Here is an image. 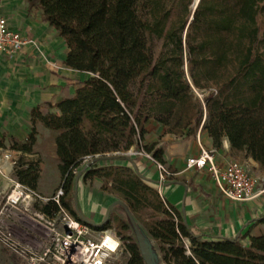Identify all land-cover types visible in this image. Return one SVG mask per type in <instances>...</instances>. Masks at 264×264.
Segmentation results:
<instances>
[{
  "label": "trees",
  "instance_id": "1",
  "mask_svg": "<svg viewBox=\"0 0 264 264\" xmlns=\"http://www.w3.org/2000/svg\"><path fill=\"white\" fill-rule=\"evenodd\" d=\"M194 1L27 0L29 11L41 10L65 41V65L87 77L56 104L58 112L33 108L27 139H13L10 148L32 153L37 123L56 132L61 203L77 217V169L96 160L84 179H102L101 189L118 198L109 213L119 205L126 218L90 224L115 229L129 255L125 264L151 263L138 240V223L156 242L162 264H264V234L244 244L248 233L212 236L194 229L128 154L142 150L166 164L163 149L142 143L146 124L154 120L176 136L202 128L215 148L227 138L233 153L264 167V30L257 23L264 0H200L192 10ZM187 63L193 84L209 88L203 101L191 93ZM40 171L34 161L14 168L18 181L33 190ZM39 209L51 215L59 206L49 202ZM252 222L263 223L264 215Z\"/></svg>",
  "mask_w": 264,
  "mask_h": 264
},
{
  "label": "crops",
  "instance_id": "2",
  "mask_svg": "<svg viewBox=\"0 0 264 264\" xmlns=\"http://www.w3.org/2000/svg\"><path fill=\"white\" fill-rule=\"evenodd\" d=\"M0 13L7 18L12 30L23 33L37 43L14 56L0 54V166L4 164V152L13 158L23 157L25 163L38 162L41 171L37 191L43 196H50L49 187L56 186L61 180L55 146L56 132L37 123V140L32 153L12 150L10 144L13 139L20 142L27 139L32 126L33 108L39 107L42 113L58 112L56 104L63 98L73 96L82 86L87 73L65 65L68 55L65 41L56 29L42 19L41 10L29 11L27 0H0ZM146 129L142 143L155 144V147L163 149V158L172 169L174 178L159 186L157 168L144 154L136 153L137 161L132 158L135 166L145 178L156 182L150 184L168 204L182 212L194 229L212 236L234 237L240 232L248 233L243 239L247 244L250 236L264 234V222L251 223L264 215L262 184L258 186L259 195L256 198L235 202L218 191L205 169L187 167L188 158L198 156L205 149L215 151L219 165L234 159L227 138L220 148H215L212 138L202 128L185 139H176L165 133L164 126L154 120L146 124ZM132 151L134 153V149ZM128 154L131 156V153ZM247 158L252 166H258V162ZM47 168L52 170L48 180L44 176ZM2 169L7 168L0 167V196L18 182L13 168L5 174ZM76 188L73 204L81 216L90 223L102 224L110 216L109 209L116 197L103 191L100 186L82 181L78 182ZM14 216V221L9 222L13 235L27 245H39L41 238L38 232L40 234L41 231L33 230L34 224H29L21 213L15 212Z\"/></svg>",
  "mask_w": 264,
  "mask_h": 264
},
{
  "label": "built area",
  "instance_id": "3",
  "mask_svg": "<svg viewBox=\"0 0 264 264\" xmlns=\"http://www.w3.org/2000/svg\"><path fill=\"white\" fill-rule=\"evenodd\" d=\"M32 44L37 45L32 38L12 30L7 18L0 13V54L14 56ZM128 153H133L132 149ZM134 153L146 155L155 164L157 184L162 186L166 176L170 175L165 164L142 150ZM3 157L10 161L11 169L17 164V159L10 154ZM187 167L205 169L218 191L230 200L245 202L259 195L258 178L246 165L235 159L219 165L212 149L188 158ZM63 195L61 187L53 195L43 196L37 190L15 182L0 199V245L24 259L26 264H109L123 251L115 229L96 228L82 216H74L62 206ZM49 202L59 206V210L51 215L39 209L40 205ZM15 212L28 217L47 234L46 243L40 249L21 243L10 226L5 225L7 219L14 221Z\"/></svg>",
  "mask_w": 264,
  "mask_h": 264
},
{
  "label": "rangeland",
  "instance_id": "4",
  "mask_svg": "<svg viewBox=\"0 0 264 264\" xmlns=\"http://www.w3.org/2000/svg\"><path fill=\"white\" fill-rule=\"evenodd\" d=\"M199 1L200 0H198V3H199ZM190 8L192 10H194L195 9V5L192 4L190 6ZM257 23H258L259 27L261 28V30L263 31L264 30V9H262V11L258 14V16H257ZM160 49H161V42L160 41H156L155 42V46H154V52L155 53H158ZM185 69H186L187 78H188V80L190 81V84H191V93L193 94L194 98H196V99H198L200 101H203L204 98H205V96L208 94V89L209 88L206 89V88H198V87H196L193 84V82H192V79H191V76H190V68H189L188 63L186 64ZM205 119H206V116L204 115V120ZM198 131H197V133H198ZM171 135L174 138H176V139H178V138L185 139L186 137H189L187 135H183V136H176L174 134H171ZM134 152H136L135 149H134ZM5 154H9V153H5L4 152L3 153V156ZM131 158H133L135 161H137L138 160L137 159L138 158V154L131 153ZM233 158L235 160L240 161L244 165H246L248 167L249 171L254 176H256L258 178V182H259L258 186L261 185V184L264 186V167L260 166L259 164H258V166H252L251 163L248 161V158L245 157V155H244L243 152H236V153H234V157ZM16 159H17V164H15V166L13 167V169H12L13 171H14V168L16 166H18L19 163H24L23 157H18ZM87 162H89V160H86L77 169V172H78L77 178L79 177V181H82L83 183H89L92 186H100V188H101L102 181H103L102 179H100V178H94L93 180H85L84 179V173L83 172H85V170H86V167L85 166H86ZM50 166H52V164ZM165 166L167 167L168 171L170 172V175L166 176L165 181H167L169 179L174 178V176H173V174H171L172 173L171 172L172 169H170V167L167 164H165ZM7 170H9V166H8ZM7 170H3L2 169L3 174H5V172H9ZM49 175H52V170L47 168V169H45V172H44V176H45V179L46 180H48V176ZM60 184H61V180H60V182L56 186L49 187V189H50L49 190L50 196L53 195L58 190ZM5 194H2L0 196V199ZM117 201H118V198L116 197V201L115 202H117ZM235 202H238V201H235ZM116 215H118L122 219H125L126 218L124 211L122 210L121 206H119V205H115L114 207H112V210H111V213H110V216L109 217L112 218V217H114ZM24 218H26V220H27V222L29 224H31V225L34 224L33 225V230H35L34 228H36V230H40L41 231L40 234L38 232V235L41 238V243L39 245H37V246H34V248L40 249L46 243L47 234L45 232H43L42 228H40L36 223H34L28 217L25 216ZM9 222L10 221L7 219L5 225H8L9 226L10 225ZM138 228H139L138 240H139V238L141 239L142 244H143V248H144V251H145V255H146L147 259L151 262L150 264H162V262H161V255H160V253L158 251L156 242L148 235V233L146 232L145 228L143 227V225L141 223H138ZM129 233L131 234V236L134 239L136 238L135 237V234H134V232H133L132 229H130V232ZM242 242L244 244H247L245 240H242ZM21 243H23V242H21ZM23 244H25V243H23ZM128 257H129V255L125 251V249L123 247V251L117 257H115L113 260H111V262L109 264H125L126 261H127V259H128ZM0 258H1V260H0L1 264H26V262H25L24 259H22L21 257L13 254L12 252H10L8 249L4 248L3 246H0Z\"/></svg>",
  "mask_w": 264,
  "mask_h": 264
},
{
  "label": "water",
  "instance_id": "5",
  "mask_svg": "<svg viewBox=\"0 0 264 264\" xmlns=\"http://www.w3.org/2000/svg\"><path fill=\"white\" fill-rule=\"evenodd\" d=\"M197 4H198V0H195L194 1V5H195V7L197 6ZM96 162V160L95 159H93V160H90L89 162H87V164H86V168H90L94 163ZM78 182H79V177L77 178V180H76V187H77V185H78ZM139 236V235H138ZM139 243H140V246H141V248H142V250H143V244H142V241H141V239L139 238Z\"/></svg>",
  "mask_w": 264,
  "mask_h": 264
},
{
  "label": "bare ground",
  "instance_id": "6",
  "mask_svg": "<svg viewBox=\"0 0 264 264\" xmlns=\"http://www.w3.org/2000/svg\"><path fill=\"white\" fill-rule=\"evenodd\" d=\"M2 167H7L8 168V166H9V169H10V167H11V163H10V161L7 159V158H4V164L3 165H1Z\"/></svg>",
  "mask_w": 264,
  "mask_h": 264
}]
</instances>
